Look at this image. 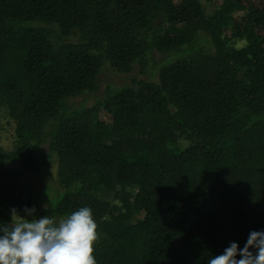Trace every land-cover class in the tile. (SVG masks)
<instances>
[{
    "label": "trees",
    "instance_id": "1",
    "mask_svg": "<svg viewBox=\"0 0 264 264\" xmlns=\"http://www.w3.org/2000/svg\"><path fill=\"white\" fill-rule=\"evenodd\" d=\"M255 2L221 0L207 18L200 0H0V113L15 124L0 146V223L12 208L59 222L89 207L97 264H207L264 231V8ZM197 26L215 52L183 58ZM178 28L186 32L171 34ZM56 36L78 44L58 46ZM151 62L159 83H132L54 119L65 100L96 92L104 64L128 75ZM51 159L60 190L41 212Z\"/></svg>",
    "mask_w": 264,
    "mask_h": 264
},
{
    "label": "clouds",
    "instance_id": "2",
    "mask_svg": "<svg viewBox=\"0 0 264 264\" xmlns=\"http://www.w3.org/2000/svg\"><path fill=\"white\" fill-rule=\"evenodd\" d=\"M23 211L24 216L12 208L10 223H0V264H97L93 257L97 224L89 207L59 222L48 215L36 219L34 207ZM207 264H264V231L251 232L239 252L232 242L221 255L210 256Z\"/></svg>",
    "mask_w": 264,
    "mask_h": 264
},
{
    "label": "rangeland",
    "instance_id": "3",
    "mask_svg": "<svg viewBox=\"0 0 264 264\" xmlns=\"http://www.w3.org/2000/svg\"><path fill=\"white\" fill-rule=\"evenodd\" d=\"M203 6L204 15L207 18L214 17V11L217 10L216 6L220 5L221 0H215V1H207V0H200ZM255 5L260 8H264V5L257 0L255 2ZM241 15V13H240ZM230 28L224 27L222 29V33L224 36L230 37ZM176 32H186V29L178 28L175 31H172L171 34H174ZM259 33V31H257ZM191 44L183 48L185 53L182 54L183 58H189L190 55H193L195 53V50H206L207 54L214 53L215 47L214 42L210 40L209 34L205 32L203 27L198 28V26L195 28V30L191 33ZM54 43L58 46L66 45V44H78V39L74 38L73 36L69 37H63L60 39L58 36L55 37L53 40ZM195 44V45H194ZM238 47L241 46V43L237 45ZM201 48V49H199ZM153 55L156 59V61H160L162 55L159 51L154 50ZM134 70L130 73L121 75L118 73H115L111 68L108 67V65H103L100 74L98 75V87L96 92H93L91 94L79 96L73 99H67L63 102L61 108L56 112L55 114V120L59 122H63L64 120H67L74 114H81L86 112V110L92 108L95 103L103 99L107 96L108 93H111L112 91L119 90L125 86H131L132 83H139V82H153V83H159V77H158V68L155 64V62H151L148 64L145 70L140 71L137 66H134ZM3 113H0V124H1V130H0V146L7 147L9 144H11V139L14 133L15 124L13 121H9L7 117L5 118ZM99 118L101 119L99 123L102 124V126H106L108 128H111L112 124L110 121L109 115H107L103 111H99ZM113 137H107L106 142L111 145L113 143ZM45 151V150H44ZM56 162L55 159H51L50 163H48L49 172L46 177L42 179L43 185L42 187L38 188L39 194L37 195V201L40 206L41 212L46 211L49 207L48 200L53 197V194L60 190L57 184V172H56ZM41 182V181H40ZM38 182V183H40ZM36 186V184H34ZM51 187L52 188V195L46 197L44 193V187ZM40 186V185H39ZM45 201V202H44ZM22 216L24 214H20ZM46 216V215H44ZM29 220L32 217H27ZM41 218V217H40ZM39 218V219H40ZM122 221L128 220L127 215H123L121 217Z\"/></svg>",
    "mask_w": 264,
    "mask_h": 264
}]
</instances>
